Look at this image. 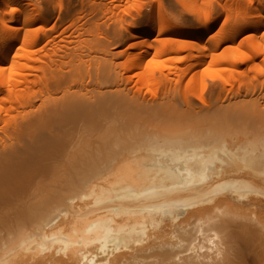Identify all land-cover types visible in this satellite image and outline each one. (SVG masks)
I'll use <instances>...</instances> for the list:
<instances>
[{"label": "bare ground", "instance_id": "obj_1", "mask_svg": "<svg viewBox=\"0 0 264 264\" xmlns=\"http://www.w3.org/2000/svg\"><path fill=\"white\" fill-rule=\"evenodd\" d=\"M178 1L0 0V264H264V0Z\"/></svg>", "mask_w": 264, "mask_h": 264}, {"label": "rangeland", "instance_id": "obj_2", "mask_svg": "<svg viewBox=\"0 0 264 264\" xmlns=\"http://www.w3.org/2000/svg\"><path fill=\"white\" fill-rule=\"evenodd\" d=\"M150 1L153 2V0H148V2L147 0H143V10L145 11L149 10V4L151 3ZM200 1H202L204 5H206L207 9L209 10V16L211 18L210 24L213 22V20L217 16L221 18V19L219 18L220 21L222 20L221 13H222V8H223V3H221L220 0H197L198 3H200ZM227 1L233 2V4H236V3L243 4L245 0H227ZM160 5L165 13L170 14L174 18L173 20L176 23V25L189 26V27H195L198 25V22L193 17L192 12L189 9H186L178 0H161ZM136 15H137V12L135 10H132L130 14L131 18L135 17ZM203 65L204 64L202 63L200 64V66H203ZM150 96H151L150 94L147 95L148 98ZM253 200L255 201L257 205V212L264 215V197H257V198H254ZM260 204L263 206H260Z\"/></svg>", "mask_w": 264, "mask_h": 264}]
</instances>
